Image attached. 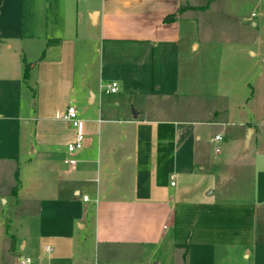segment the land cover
Segmentation results:
<instances>
[{"label": "crops", "instance_id": "crops-1", "mask_svg": "<svg viewBox=\"0 0 264 264\" xmlns=\"http://www.w3.org/2000/svg\"><path fill=\"white\" fill-rule=\"evenodd\" d=\"M27 1L0 0V160L30 150L25 190L17 172L0 209V264H264V151L215 159L209 127L224 122L152 102L207 76L200 17L214 0ZM68 105L83 120L72 167Z\"/></svg>", "mask_w": 264, "mask_h": 264}, {"label": "rangeland", "instance_id": "rangeland-1", "mask_svg": "<svg viewBox=\"0 0 264 264\" xmlns=\"http://www.w3.org/2000/svg\"><path fill=\"white\" fill-rule=\"evenodd\" d=\"M23 2L28 6L27 0ZM200 18L210 42L208 53L202 56L207 76L192 75V82L181 75L176 86L158 81L160 96L153 97L152 102L173 119L224 122L209 127V134L217 132L223 136L218 143L211 142V156L216 159L235 152L239 160L251 159L256 150L264 151V0H214ZM216 89L231 98L241 93V101L237 96L233 101H228V97L221 99L216 91L212 93ZM248 127L252 128V138L249 146L243 147ZM29 151L23 150L18 160H0V209L4 213L12 210V188L19 184L17 172L25 190L24 157ZM4 200L6 204L2 203ZM258 233L257 230V236ZM157 260L158 264H169L164 254L145 258L140 264H154Z\"/></svg>", "mask_w": 264, "mask_h": 264}, {"label": "built area", "instance_id": "built-area-1", "mask_svg": "<svg viewBox=\"0 0 264 264\" xmlns=\"http://www.w3.org/2000/svg\"><path fill=\"white\" fill-rule=\"evenodd\" d=\"M102 91L108 94H113L117 91V83L115 81H109L103 85ZM63 120L68 122L74 129L73 139L66 144L67 157L63 158V163L69 167L75 164V159L72 155L82 147L84 136H83V120L78 115V111L74 105H68L62 116ZM221 139L220 135H214L211 141H218ZM217 152V148L214 149ZM173 184V181H170ZM87 196L83 195L82 200H86ZM45 250H49L48 246H45ZM15 264H34L31 258L27 256L18 255L16 257Z\"/></svg>", "mask_w": 264, "mask_h": 264}, {"label": "water", "instance_id": "water-1", "mask_svg": "<svg viewBox=\"0 0 264 264\" xmlns=\"http://www.w3.org/2000/svg\"><path fill=\"white\" fill-rule=\"evenodd\" d=\"M252 132V128L248 127L247 128V132L245 134V137H244V146L246 147L247 146V143H248V139L250 137V133Z\"/></svg>", "mask_w": 264, "mask_h": 264}, {"label": "trees", "instance_id": "trees-1", "mask_svg": "<svg viewBox=\"0 0 264 264\" xmlns=\"http://www.w3.org/2000/svg\"><path fill=\"white\" fill-rule=\"evenodd\" d=\"M174 16V14H169V15H167L166 17L167 18H172Z\"/></svg>", "mask_w": 264, "mask_h": 264}]
</instances>
